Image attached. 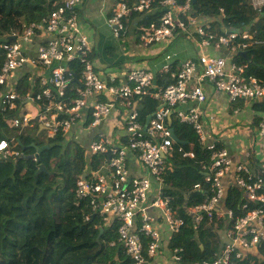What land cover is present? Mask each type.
I'll list each match as a JSON object with an SVG mask.
<instances>
[{"label": "built area", "instance_id": "1", "mask_svg": "<svg viewBox=\"0 0 264 264\" xmlns=\"http://www.w3.org/2000/svg\"><path fill=\"white\" fill-rule=\"evenodd\" d=\"M84 0H63L50 14L39 21L24 25L15 39L4 42V61L0 68V104L2 110L18 108L16 88L24 74L32 75L40 91L27 95V99L43 106L39 108L38 121L47 129L48 135L67 134L83 111L91 108V126L106 121L118 104L127 109L123 118L125 142L114 140L108 132H98L87 146L89 157L103 155V163L85 173L76 183L77 203L85 200L91 211L98 214L105 226L116 222L117 241L134 264H166L161 254L160 227L149 210L155 209L171 234L178 233L184 223L175 216L170 199L163 192L162 172L166 159L173 150L174 140L168 117L190 125L199 143L211 154L207 162L196 161L209 185L207 198L187 209L195 226L203 218L220 217L219 205L226 198L223 176L232 170V160L225 148H217L214 140H208L199 107L208 96L202 84L207 82L226 95L228 102L236 100H259L264 97V83L246 73L247 65L227 61L225 57L212 55L208 48L226 49L236 53L247 47L254 32L224 30L219 33L211 23L191 17L192 0L178 4L176 0H116L107 24L115 37L125 31L124 17L134 12L159 10L153 21L139 33L144 46L169 44L176 36L191 38L196 48V58L173 66L172 56H165L161 67L166 83L159 84L149 68H137L126 73H108L105 78L97 72L92 59V46L83 32L78 9ZM259 10L264 0H252ZM190 27L194 29L191 30ZM237 39L243 42H236ZM254 42H258L254 39ZM77 65V74L71 64ZM49 71L48 75L45 72ZM74 81V88L70 87ZM73 89V90H71ZM75 97L67 95V91ZM75 90V91H74ZM150 96L160 101V108L149 115L145 124L139 120L134 107L135 98ZM189 104L188 108H184ZM12 124L24 128L31 121L30 113L19 108ZM256 135L261 155L264 157V117L256 124ZM182 156L195 159L194 145L187 149L179 147ZM133 153L145 170V175L131 177L126 159ZM18 155L6 140H0V160ZM234 186L241 194L237 214L227 208L222 214L224 222L231 223L227 230L229 242L212 260L188 262L180 248L170 249L172 264H232L231 256H247V251L264 249V171L255 172L249 164L235 165ZM154 196L150 194L153 184ZM201 186L195 184L194 188ZM254 205V206H252ZM145 240V244L143 242Z\"/></svg>", "mask_w": 264, "mask_h": 264}, {"label": "trees", "instance_id": "2", "mask_svg": "<svg viewBox=\"0 0 264 264\" xmlns=\"http://www.w3.org/2000/svg\"><path fill=\"white\" fill-rule=\"evenodd\" d=\"M185 1L176 0L178 4ZM62 2L0 0V68L4 61L1 45L10 40L7 37L21 32L24 25L48 16ZM191 8V17L222 16L220 22L212 24L219 33L244 29L255 33L252 40L244 41L248 44L244 48L248 53L247 59L238 51L232 59L246 64V73L264 83V7L259 10L251 0H196L191 3ZM159 15L158 9L134 12L125 16L123 21L125 23L129 18L140 17L136 27V31H140L157 21ZM254 39L258 42H254ZM71 68L77 74L75 63L71 64ZM27 80L25 75L19 81L17 106L26 94ZM158 81L163 85L166 83L161 79ZM74 83L72 80L70 87ZM67 92V95L75 97L74 92ZM135 101L139 102L136 109L143 124L161 103L150 96L135 98ZM39 105L43 106V103L40 101ZM252 107L254 111L264 113V97L256 100ZM2 109L0 104V140L6 139L12 146L15 145L19 154L0 161V264H134L117 242L118 224L114 222L105 226L98 214L91 211L87 201H76L78 179L85 171L96 169L103 157L94 155L90 158L87 147L65 142L60 133L46 140H38L40 134L34 131L18 132V128L9 126V119L14 117L18 108ZM169 125L176 138L185 144L174 140L172 153L167 157L161 174L165 184L164 194L169 197L175 216L184 221L180 231L171 236L168 244L170 249L180 248L185 261L212 260L226 243L216 230L223 219L205 217L195 226L187 212L188 208L207 198L209 185L204 180V173L197 168L196 161L207 162L211 152L199 143L193 128L178 121L174 114L170 115ZM189 144L194 145V160L183 157L178 151L179 147L187 149ZM216 146L222 148L219 143ZM40 147L38 160L26 157ZM41 165L43 169L40 170ZM195 184L201 187L195 189ZM226 196V207L242 214L237 209L241 200L239 190L233 186ZM228 226L231 228V223ZM112 242L114 244L110 245ZM143 242L145 244L144 239ZM259 250L261 260L251 255L236 258L234 254L231 263L264 264V249Z\"/></svg>", "mask_w": 264, "mask_h": 264}, {"label": "crops", "instance_id": "3", "mask_svg": "<svg viewBox=\"0 0 264 264\" xmlns=\"http://www.w3.org/2000/svg\"><path fill=\"white\" fill-rule=\"evenodd\" d=\"M88 1L89 0H84L80 5L78 9V16L82 30L88 36L92 46V59L95 69L97 72L101 73L102 77L105 78L108 73L111 74L114 71L117 73H126L129 70L142 67L149 68L151 71H153L156 78L165 81V75L162 74L161 67L165 62L166 55L170 54L172 56L173 66H178L186 60L196 58L197 52L193 40L184 35L176 36L169 44L166 45L151 44L144 46L139 39V33L142 30L136 31V27L141 18L135 17L129 18L125 21V31L123 36L119 37L118 39H116L117 37L115 38L118 43H112V45L103 43L102 46L99 47L101 56H106V58H108L104 61V58H101L99 53L96 51V30L93 28L89 18H87L92 16L94 13V10H91L90 8L87 9ZM102 1L104 3V15L108 17L110 11L116 3V0ZM251 2L253 4L252 0ZM85 10L86 13L84 17V15H81L80 12L82 13ZM151 11H154V9ZM198 18L202 22H208L211 24H215L216 22H220L222 20V16H198ZM190 29L193 30L194 28L190 27ZM207 51L212 55L225 57L227 61H233L232 58L235 54L234 52L228 51L226 49L208 48ZM239 51L243 50H238V52ZM98 56L100 58H98ZM48 74L49 71L46 70L45 75ZM25 75H27L28 79L26 94L24 97H22V101L17 107L22 113L31 114V124L29 126L32 127L34 123L38 124L36 133L40 134L43 131H47V129L38 120H35L38 118V114L40 113L39 108L41 106L38 103L27 99V95H35L40 91L41 88L39 84L35 82L36 79L32 75L30 76L29 74H24L23 76ZM202 87L208 98L204 103H200L199 107L203 116L204 128L209 136L208 140H214L216 144L219 143L222 148H225L228 151V154L232 160L233 169L236 164L243 162L245 164H249V166L255 172L264 171V157L260 152L255 127L258 120L264 117V113L253 110L252 105L256 100H236L234 102H228L226 95L216 91L211 84L205 82L202 84ZM71 88H74V86ZM19 89L20 83L16 88L17 94ZM138 105L139 102L134 100L135 109L138 107ZM188 107L189 104L184 108ZM17 112L18 111H15V114ZM126 113L127 109L123 105L118 104L116 109L111 113L110 117L106 121L99 125L91 126V108L88 107L83 111L82 116L76 121V124L73 125L67 134L63 135L61 132L58 133L64 136L65 142L80 144L85 148L89 145L90 141L94 139L98 132H108L111 134L114 140L120 139V143H124L125 128L123 118ZM148 117L146 118V121ZM14 118H16L15 115L9 119V126L17 128L14 126V124H12V120ZM40 125H42L45 129H39ZM24 128L19 129L18 132H24L26 129ZM56 134L48 135V138H51ZM11 139H13V137H11ZM14 146L15 145L12 147L14 148ZM126 166L128 168V174L131 177H140L145 175L144 168L138 161L137 157H135V155L131 152L127 155ZM233 169H230V171L227 172L222 178V183L225 186L226 194H228L230 188H232L235 184V173ZM164 185L165 184L163 182V192L165 188ZM156 187L157 185L154 183L152 191H150V194L153 196L155 194L153 191ZM226 198H224L223 202H221L219 205L221 218H223L222 214L228 208L226 207ZM149 213L155 217V220L157 221L156 223L160 227V233L162 237L161 254L163 256V260L166 264H172L170 258L171 252L168 243L173 234H171L167 229L157 210H149ZM219 221H222V219H219ZM228 229L229 226L226 222H224V220L223 222H219L217 224L216 230L218 232V236L226 242L225 244L230 241L226 235ZM246 253H249L248 255L251 256H256L260 260L262 258L260 255V250L258 252L256 250H251L247 251ZM146 264H149V262Z\"/></svg>", "mask_w": 264, "mask_h": 264}, {"label": "rangeland", "instance_id": "4", "mask_svg": "<svg viewBox=\"0 0 264 264\" xmlns=\"http://www.w3.org/2000/svg\"><path fill=\"white\" fill-rule=\"evenodd\" d=\"M88 8H90L91 10H94V13L92 14V16H89L87 18H89L91 24L93 25V28L96 30V51L99 53L101 58H104V61H105L108 58H106V56H101L99 47L102 46L103 43H106L108 45H112V43H118V41L116 40L118 38L115 37L113 30L111 29V27L108 26L106 22L107 16L104 15L105 12H103V9H104L103 1L102 0H89L87 9ZM85 13H86V10L83 11L82 13L80 12V14L84 15V17H85ZM103 40L106 42H104ZM100 57L98 56V58ZM29 124H31V122ZM37 125L38 124L34 123L32 127L28 126L24 130V132H27V131L37 132ZM46 139H48L47 131L41 132L40 136L38 137V140H46Z\"/></svg>", "mask_w": 264, "mask_h": 264}, {"label": "water", "instance_id": "5", "mask_svg": "<svg viewBox=\"0 0 264 264\" xmlns=\"http://www.w3.org/2000/svg\"><path fill=\"white\" fill-rule=\"evenodd\" d=\"M195 1H196V0H192V3H194ZM262 15H264V12L262 13ZM15 38H16L15 35H11V36H8V37H7V39H10V40L15 39ZM7 39H6V40H7ZM238 53H239L241 56H243L244 58L247 59V57H248V53H247L246 50L239 51ZM159 108H160V106H159ZM35 120L37 121L38 119L36 118ZM168 122H170V116L168 117ZM39 129H45V128H44L42 125H40V128H39ZM171 137H172L173 140L180 142V141L176 138V136H175V134H174V132H173V129H171ZM180 144H185V142H180ZM41 149H42V147L38 148L37 151H36L34 154L29 155V156H26V157H30V158H34V159L38 160V158H39V152H40ZM104 155H105L107 158H109V156H110V152L108 151V152L104 153ZM41 169H43V166H42V165L40 166V170H41ZM101 232H102V229L100 230V233H101Z\"/></svg>", "mask_w": 264, "mask_h": 264}, {"label": "clouds", "instance_id": "6", "mask_svg": "<svg viewBox=\"0 0 264 264\" xmlns=\"http://www.w3.org/2000/svg\"><path fill=\"white\" fill-rule=\"evenodd\" d=\"M12 35H14V34H12ZM13 40V39H12ZM6 42V41H5ZM4 43V42H3ZM2 43V44H3ZM18 95V94H17ZM17 101V100H16ZM17 111V110H16ZM19 112V111H18ZM18 112L15 114V117L17 116V114H18ZM38 119V118H37ZM31 122V121H30ZM30 125V124H29ZM28 125V126H29ZM18 129H21L20 127H17ZM26 128V127H25ZM24 128V129H25ZM3 140H6V139H3ZM8 143H9V145L12 147V145L10 144V142L8 141V140H6ZM14 149L16 150V151H18L15 147H14ZM18 154H19V152H18ZM104 155V154H103ZM103 155H101L102 157H103ZM17 156V155H16ZM94 156V155H93ZM105 156V155H104ZM106 157V156H105ZM107 158V157H106ZM104 159V158H103ZM102 163H103V160H102ZM91 171V170H90ZM89 171H85L84 173H83V175L81 176V177H85V173H88ZM104 224V223H103ZM117 237H118V234H117ZM118 242V241H117ZM119 243V242H118ZM114 244V242H112L110 245H113ZM120 244V243H119ZM121 245V244H120ZM122 246V245H121ZM125 252V251H124ZM126 254V253H125ZM129 257V256H128Z\"/></svg>", "mask_w": 264, "mask_h": 264}]
</instances>
